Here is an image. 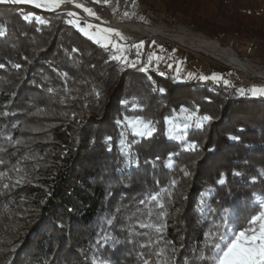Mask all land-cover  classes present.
I'll return each instance as SVG.
<instances>
[{"label": "trees", "instance_id": "16d2710c", "mask_svg": "<svg viewBox=\"0 0 264 264\" xmlns=\"http://www.w3.org/2000/svg\"><path fill=\"white\" fill-rule=\"evenodd\" d=\"M158 1L173 19L210 33L264 39V0ZM32 12L46 22L23 18ZM69 19L0 3V172L6 173L0 177V264H92L94 256L143 264L155 262L161 249L171 257L173 248L176 264H205L199 259L205 233L220 223L222 210L243 227L253 194L264 197V97L126 67ZM181 107L213 119L171 140L165 117ZM124 116L153 121L156 131L136 136L116 124ZM121 132L129 155L120 151ZM190 142L199 147L188 150ZM221 173L227 174L223 185L216 183ZM172 180L177 184L162 194L163 209L139 203ZM163 212L167 228L156 244L159 234L137 221L162 222ZM105 235L114 239L105 242Z\"/></svg>", "mask_w": 264, "mask_h": 264}, {"label": "snow or ice", "instance_id": "6c2138e0", "mask_svg": "<svg viewBox=\"0 0 264 264\" xmlns=\"http://www.w3.org/2000/svg\"><path fill=\"white\" fill-rule=\"evenodd\" d=\"M64 2V0H0V3H12V4H21V3H33L36 4L37 7L43 8H59L60 5ZM99 2V0H97ZM107 2V0H105ZM78 7H82V5H78ZM89 13V15L95 16L96 13L92 9H85ZM75 14L72 12L68 13V16H74ZM128 15V13H125ZM25 20H29L33 18L31 14L25 15L23 17ZM35 19H40L39 17H35ZM46 22V21H41ZM69 24H75L84 35L89 36L93 39L97 44H101L103 47L107 48L109 45L115 50V54L110 56V59L115 61H121L122 64L135 68L137 63H139L140 53L137 51V60L129 61L127 56L124 55L126 46L120 44L118 42H114L111 38L112 34L115 33L116 36L120 38V40H126V37L123 36L117 29L114 28H102L98 32H89L87 28L81 27L78 20L69 19L67 21ZM88 28H91L92 25H88ZM5 35V29L0 26V36ZM155 43V41H153ZM144 42L141 41L140 44L134 45L138 50L143 47ZM161 51H163V46H160ZM73 51H77V49H73ZM153 59L159 61L162 57L156 55L155 53H151L148 56L147 63L141 67V71L147 72L149 65L152 64ZM0 67H4V65H0ZM14 67L19 68L20 65L16 64ZM171 67V65H169ZM66 75V74H64ZM163 75V73H161ZM188 79L197 78L202 81L212 80L213 82L220 84L223 83L226 86L234 87L230 80L224 79V77L219 73H212L211 76L207 75H199L197 76L195 73H188L186 77ZM177 79H179V69H177ZM154 91L156 89H153ZM52 91V89H49ZM160 92H164V88L159 89ZM236 94L239 96L251 95L254 97H264V85L257 86L252 85L251 87L245 89L244 87L236 88ZM97 96L100 95L98 91L95 92ZM122 104L129 105L130 101L128 99L122 100ZM133 107H137L138 103L136 98H133L131 101ZM175 111V110H174ZM198 109L194 111H189L186 107L180 108L181 114L184 115V119L177 123L175 117H165V120L168 124L167 134L170 139L183 140L184 133L187 129L191 127L202 128L204 127L206 122H210L213 117L210 115H198ZM116 124L119 126H123L125 129L130 128L133 134L140 137H151L153 133L156 131L153 121H145L141 117H128L124 116L123 119H117ZM232 140H238V136H231ZM105 141L109 145V150H111V141L112 137H105ZM16 144H20L21 141L17 140ZM120 151L125 155L130 154L131 145L126 142L125 133L121 132L119 139ZM199 147V145L195 142L187 143L188 150H195ZM174 153L169 154L168 165H172V156ZM132 159H129V164L134 163ZM3 163V161H0ZM20 169L17 167L15 171H19ZM185 175H190L189 172L185 171ZM234 175H242L239 172H234ZM6 173L0 172V177L5 176ZM226 173H221L220 178L216 181V183L223 185L226 182ZM259 176H264V169H262L259 173ZM252 181H256L258 176H252ZM177 184L176 180H172L170 182V186H166L161 188L158 192H152L145 196L143 200H140L139 203L141 205L144 204H152L155 202L156 205L163 209L164 204L162 201V194H171L170 187H175ZM5 189L9 187L8 184H4ZM208 191H211L209 189ZM254 199L252 200L253 207L247 212L245 216V226L239 227L234 223V219L232 214L227 209H223V214L220 216V223L216 224L214 222L213 229H210L205 233V241L204 248L200 253L199 259L204 261L205 264H264V197L253 194ZM203 203V201H201ZM179 211V210H178ZM203 212V208L201 209ZM210 211L215 212V209H211ZM150 215V212H149ZM167 212H163L161 216V221L159 223L153 222H141L137 221L139 228L142 229H150L155 233L159 234V237L153 241V243L159 244L160 239H162V234L165 232L167 228L166 224ZM108 224H112V220L107 221ZM135 226L130 227V231H134ZM102 239L107 242L109 239H114L107 235L103 236ZM143 247V245H142ZM183 247V245L181 246ZM12 251L15 252V247L12 248ZM176 252L175 248L172 249V255L169 257L165 254V251L161 249L156 253L158 259L155 262L151 258H146L143 261V264H176ZM8 264H11V260L8 261ZM92 264H111V262L106 257H93Z\"/></svg>", "mask_w": 264, "mask_h": 264}, {"label": "rangeland", "instance_id": "374dc122", "mask_svg": "<svg viewBox=\"0 0 264 264\" xmlns=\"http://www.w3.org/2000/svg\"><path fill=\"white\" fill-rule=\"evenodd\" d=\"M68 1L74 2L78 5L81 4V8L84 11L85 9H92L96 15H89V13L85 11L87 17H84L79 13L70 10L60 11V7L55 9L43 8L37 7L36 4L33 3H21L16 5L30 6L43 11H59L67 15L69 12H72L75 15L71 17L69 16L70 19L78 20L80 26L87 28L89 32H98L102 28L117 29L123 34L124 37H126V40H120V38L116 36L115 33L112 34L111 38L114 42H118L126 46L124 55L127 56L129 61L137 60V51L140 53L139 63H137V65H141L142 67L147 63L149 54L155 53L156 55L162 57V59L159 61L153 59L152 64L148 67L147 73L153 71L156 73L166 74L171 71L174 73V76L177 79V69H179V79H177V81H195L199 86L208 87L224 86L229 92L235 95H237L235 91L236 88L244 87L247 89L252 85H264V76L250 78V76L247 74L236 70L219 60H215L210 56H206L202 52L191 50L186 46H182L174 41L164 38L145 37L143 34L122 31L120 28L111 25L113 23V19L118 17L122 21H131L148 26H163L169 32L185 37L187 43L198 38H210L218 45L231 47L234 51H236L240 59L249 62L251 65H253V68L257 72L262 73H264V39L252 38L237 33H210L209 30L201 28L197 24H191L185 20L173 19L174 17L171 15V13L166 11L163 4L158 0H107V2H105V0H99V2H97V0H64V2ZM79 1L80 3H77ZM125 13H128V15H125ZM29 14H31L33 18L37 16L35 12ZM39 18V21L45 20L42 16H39ZM213 20L219 25H228L229 23L224 18H217ZM88 25H92V27L88 28ZM141 41H143L144 44L143 47L138 50L136 47H134V45L140 44ZM153 41H155V43H153ZM160 46H163V51H161ZM108 49L111 50L113 55L115 54V50L111 45L108 46ZM169 65H171V67H169ZM188 73H195L197 76H211L212 73H219L224 77V79L230 80L234 87L226 86L223 83L217 84L212 80L202 81L197 78L188 79L186 78ZM184 115L187 114H181L179 110L173 117H175L177 123H180L184 119ZM193 129L198 128L193 126L187 129L184 133V137H186L189 131Z\"/></svg>", "mask_w": 264, "mask_h": 264}, {"label": "bare ground", "instance_id": "6f19581e", "mask_svg": "<svg viewBox=\"0 0 264 264\" xmlns=\"http://www.w3.org/2000/svg\"><path fill=\"white\" fill-rule=\"evenodd\" d=\"M80 1L77 3H80ZM59 10L60 11L70 10L73 12H77L84 17H87L86 14L87 11L85 12L81 7H78V4L74 2H69V1L63 2ZM111 26L120 28L122 31H130L138 34H143L145 35V37H149V38H164L174 41L182 46H186L191 50H194L196 52H202L206 56H210L215 60H219L224 64L247 74L248 76H250V78L253 77L258 78L264 76V73L257 72L253 68V65H251L249 62L240 59L236 51H234L231 47L218 45L210 38H205V37L198 38L196 40H192L189 43H187L185 37L173 34L168 30H166V28L163 26H157V25L148 26L145 24L131 22V21H122L118 17H115L113 19V23Z\"/></svg>", "mask_w": 264, "mask_h": 264}, {"label": "water", "instance_id": "95a60500", "mask_svg": "<svg viewBox=\"0 0 264 264\" xmlns=\"http://www.w3.org/2000/svg\"><path fill=\"white\" fill-rule=\"evenodd\" d=\"M59 12V11H58Z\"/></svg>", "mask_w": 264, "mask_h": 264}]
</instances>
